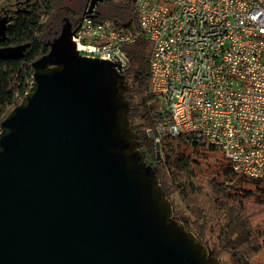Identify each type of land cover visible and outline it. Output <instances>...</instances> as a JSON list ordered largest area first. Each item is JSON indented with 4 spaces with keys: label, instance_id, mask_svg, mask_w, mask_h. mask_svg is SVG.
Masks as SVG:
<instances>
[{
    "label": "water",
    "instance_id": "obj_1",
    "mask_svg": "<svg viewBox=\"0 0 264 264\" xmlns=\"http://www.w3.org/2000/svg\"><path fill=\"white\" fill-rule=\"evenodd\" d=\"M11 21L0 16V42ZM80 25L64 17L1 122L0 264H221L173 216L131 127L126 77L77 50ZM29 45L0 46V58Z\"/></svg>",
    "mask_w": 264,
    "mask_h": 264
},
{
    "label": "built area",
    "instance_id": "obj_2",
    "mask_svg": "<svg viewBox=\"0 0 264 264\" xmlns=\"http://www.w3.org/2000/svg\"><path fill=\"white\" fill-rule=\"evenodd\" d=\"M135 12L138 31L87 11L72 36L77 50L124 74L126 46L146 37L160 117L147 132L160 151L164 138L194 133L235 173L263 177L264 0H135Z\"/></svg>",
    "mask_w": 264,
    "mask_h": 264
},
{
    "label": "trees",
    "instance_id": "obj_3",
    "mask_svg": "<svg viewBox=\"0 0 264 264\" xmlns=\"http://www.w3.org/2000/svg\"><path fill=\"white\" fill-rule=\"evenodd\" d=\"M106 2L110 8L104 13L97 9L98 14L116 20L119 28L139 30L135 0ZM8 5L12 6L5 10L14 15L0 45H30L21 58H0V125L31 88L32 62L49 51V41L59 34L63 22L55 0H12ZM67 14L70 20L75 19L71 21L76 26L83 12L71 15L67 11ZM126 50L129 63L124 71L125 95L130 101L131 127L167 196L177 193L191 215L201 221L197 236L203 237L206 228L217 233V248L209 247L213 254L218 257L227 252L234 264H253L255 254L264 247V228L253 223L248 201L264 204V176L235 173L218 146L196 138L194 133L164 138L162 153L147 132V128L160 121L159 103L151 90L149 74L153 43L141 35ZM210 156H216L214 164L208 162Z\"/></svg>",
    "mask_w": 264,
    "mask_h": 264
},
{
    "label": "rangeland",
    "instance_id": "obj_4",
    "mask_svg": "<svg viewBox=\"0 0 264 264\" xmlns=\"http://www.w3.org/2000/svg\"><path fill=\"white\" fill-rule=\"evenodd\" d=\"M12 1H1L0 2V12L2 11V9L4 8H8L12 5H8V3ZM56 1V11H58L59 13H61L63 16H69L67 14V11H70V14L75 15V14H80L83 12V10H81L79 12V10L81 9V7L84 5L85 0H55ZM109 1V0H107ZM112 2H119L122 0H110ZM110 8V4L108 2H106V0L102 3H100L97 7V9H99L102 13H104L106 10H108ZM72 21H74L75 19H71ZM159 108V106H158ZM151 128V127H149ZM148 129V128H147ZM143 152V151H142ZM162 153H164V150H162ZM144 154V158L145 160L153 165L152 161L150 160V158L143 152ZM216 157V156H215ZM215 157L214 156H210L209 161L214 164L215 161ZM226 160V159H225ZM200 169V166H199ZM172 205H173V216H175L177 219H179L181 222H183L184 224H186V228L188 230H191L193 232L196 233H200L201 232V227H200V222L198 221L193 215H191L190 211L187 209L185 203L183 202V200L180 198V196L176 193L173 194L172 197H169ZM248 206H249V210L253 215V223L260 229L264 228V204H260L257 202H254V200H249L248 201ZM217 233L213 230H211L210 228H206L203 231V237H201L206 246L209 248H217L216 244H217V238H216ZM209 248V250L211 249ZM220 263L221 264H234V262L232 261V259L230 258V255L227 252H221L218 256ZM252 263L253 264H264V247L255 254L254 258L252 259Z\"/></svg>",
    "mask_w": 264,
    "mask_h": 264
},
{
    "label": "flooded vegetation",
    "instance_id": "obj_5",
    "mask_svg": "<svg viewBox=\"0 0 264 264\" xmlns=\"http://www.w3.org/2000/svg\"><path fill=\"white\" fill-rule=\"evenodd\" d=\"M87 4H88V0H85V3H84V5L81 7V9L79 10V12L81 11V10H83L84 11V9L87 7ZM100 4V3H99ZM99 4H97L96 5V7H98V5ZM6 8H4V9H2V11L0 12V16H2V15H5V14H8L9 16H12V18H13V13H11L10 11H7V10H5ZM66 17V16H65ZM63 19H64V17H63ZM62 24H63V22H62ZM62 27V26H61ZM2 42V41H1ZM0 46H3V45H0Z\"/></svg>",
    "mask_w": 264,
    "mask_h": 264
}]
</instances>
